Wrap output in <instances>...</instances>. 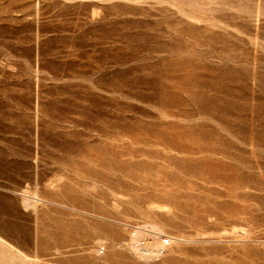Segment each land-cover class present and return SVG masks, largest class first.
<instances>
[{
  "label": "rangeland",
  "instance_id": "1",
  "mask_svg": "<svg viewBox=\"0 0 264 264\" xmlns=\"http://www.w3.org/2000/svg\"><path fill=\"white\" fill-rule=\"evenodd\" d=\"M0 264H264V0H0Z\"/></svg>",
  "mask_w": 264,
  "mask_h": 264
},
{
  "label": "built area",
  "instance_id": "2",
  "mask_svg": "<svg viewBox=\"0 0 264 264\" xmlns=\"http://www.w3.org/2000/svg\"><path fill=\"white\" fill-rule=\"evenodd\" d=\"M163 242H164V245H167L169 243L167 239H165Z\"/></svg>",
  "mask_w": 264,
  "mask_h": 264
},
{
  "label": "bare ground",
  "instance_id": "3",
  "mask_svg": "<svg viewBox=\"0 0 264 264\" xmlns=\"http://www.w3.org/2000/svg\"><path fill=\"white\" fill-rule=\"evenodd\" d=\"M263 81V80H262Z\"/></svg>",
  "mask_w": 264,
  "mask_h": 264
}]
</instances>
